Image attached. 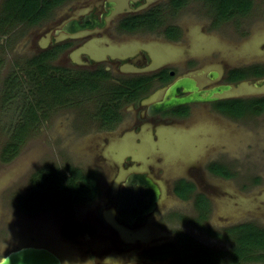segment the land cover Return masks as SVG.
Masks as SVG:
<instances>
[{
	"label": "rangeland",
	"instance_id": "obj_1",
	"mask_svg": "<svg viewBox=\"0 0 264 264\" xmlns=\"http://www.w3.org/2000/svg\"><path fill=\"white\" fill-rule=\"evenodd\" d=\"M78 1H68L63 10L69 16L73 15L70 6L77 7ZM2 2L3 0H0V18L3 14ZM208 6L213 4L205 6L204 0H190L177 17V21L182 20V25L189 27L200 25L206 18L204 15ZM58 11L59 8L35 27L21 22L9 25L0 22V259L17 247L38 245L61 254L65 264H96V261H101L98 256L105 255L100 252V245L102 250L109 247L110 251L117 255L116 248L119 249V246L116 244H120L117 235L112 234L108 227L98 225V208L94 207L95 204L93 208L89 204L93 200H89L88 204L83 203L85 206H80L82 203L67 205L58 199V169L63 173H68L67 167H80L83 171L93 170L103 188L118 176V170L122 169V166L118 169V163L126 152L119 148H109L108 151L107 144L103 143L108 134L106 129L101 127L104 121L100 104L106 101L110 106L116 107L114 101L105 100V84L94 86L89 95L77 94L70 105L52 101L51 95L48 94L51 92L47 93V88L45 90L43 86L37 90L35 78L31 76L34 69L30 63L43 51V47H52L53 37L58 39ZM163 17L165 21L170 19L167 13L163 14ZM230 22L223 28L231 26ZM235 22L245 31L253 24L257 27L261 25L259 30L264 31V0H254L250 14L236 17ZM78 42L73 41V44L80 45ZM258 44L256 37L244 42L240 49L242 52L239 50V53L261 55L262 50L258 49ZM49 61L52 67H58L59 63L67 66L73 63L77 66L78 63L84 62L82 55L76 52L64 53L59 57L57 55ZM49 71L58 74V71L52 68ZM13 78L16 79L14 82ZM55 88V96L58 97V87ZM128 102L118 101V107L124 108L122 123L126 120L133 123L132 115L136 111ZM28 109L35 111L34 121H27V116L31 114ZM202 109L188 121L173 123L174 128L158 127L160 130L157 133L161 141H170L172 145L166 148L165 152L158 154L155 151L147 155L148 158L163 169L162 177L165 179L169 177L167 173L174 176L186 165L187 172L198 174L199 188L206 190L214 204V211L208 222L213 228L219 229L226 224L249 219L264 225V111L258 115L234 119L207 108ZM19 128H24L23 142L19 143L13 155L4 154L3 148L13 140V135L20 134ZM145 128L141 137L145 136L149 140L153 135L149 126L145 125ZM117 133L111 138L112 142L118 141L122 136ZM123 138L125 140L126 135ZM134 143L132 141V144ZM142 151L140 150L141 154ZM165 153L173 160H165L169 163L155 162L160 161L158 156H164ZM101 155L106 158L103 159ZM210 159L226 163L235 172V177L224 180L208 173L203 164ZM145 166L146 162L143 164V167ZM191 166L199 167L194 171L190 169ZM145 168L155 173L156 168L151 163ZM255 177H258L257 183L253 182ZM52 180L56 181L55 190H51ZM160 181L163 183L162 178ZM162 211L175 212L185 217L195 214L190 202L177 201L170 196ZM161 217L160 225L157 222H150L148 225V234L151 237L170 235L172 229H182L197 242L212 249L226 251L232 245L231 241L221 242L214 239L204 230L197 229L178 217L163 218L165 214ZM72 222L77 223L79 229L70 230L69 236L64 235L63 229H72L69 227ZM90 223L96 224L94 232L95 238H98L93 244V254L88 247L89 235L86 236L83 229ZM90 237L93 238L94 235ZM129 247L130 250L138 249L135 245ZM135 258L138 261L134 263L132 261H135ZM142 259L144 258L141 254L126 260L118 256L109 258L112 264H145ZM149 264L170 262L168 260ZM244 264L264 262L253 261Z\"/></svg>",
	"mask_w": 264,
	"mask_h": 264
},
{
	"label": "flooded vegetation",
	"instance_id": "obj_2",
	"mask_svg": "<svg viewBox=\"0 0 264 264\" xmlns=\"http://www.w3.org/2000/svg\"><path fill=\"white\" fill-rule=\"evenodd\" d=\"M163 1L79 0L77 7L76 5L70 6V9L73 10V15L71 16L63 10L65 3L58 7V14L60 13L58 16V39L52 38V47L51 45L46 49L43 47V51L57 47L58 57L61 54L70 52L82 55L84 62L78 63L77 66L73 65V61L71 66H67L64 63H59L58 66L71 68L76 71L105 72L104 76L97 75L94 78L92 77V79L98 84L106 85L107 96L109 95L119 100H128V103L133 106L132 109L136 111L132 115L133 123H128L127 120L122 123L124 120L123 106L117 107L120 118L114 124L105 122L103 118L104 122L101 123V127L106 129L105 132L108 134L103 141V143L107 144L106 150L109 151V148L116 149L122 146L119 150L122 149L123 152H126V155L120 159V164L118 163V169L122 166V169L118 170L116 174L118 176L108 183L107 186L105 185V187L101 188L102 185L100 186L99 179L96 178L98 195L89 204L92 208L93 204L96 205L94 207L98 208L97 214L99 216L97 217L100 221L98 225L102 224L104 228L105 226L108 227L112 234L117 235L120 244L135 245L138 249L130 250L129 246L116 244L119 246V249L116 248L118 251L116 255V253L110 251L109 247L106 250H102V245H100V252L102 251V254L105 255L98 256L101 261H96V264H112L109 260L112 256H118L126 260L129 257H136L137 254L142 255L144 258L142 260L145 264L168 260L170 264H173L172 257L153 260L146 254V251L159 245L176 243L178 239L177 232H181L191 238L193 237L182 229H172L169 233L170 235L151 237L148 234V225L150 222H157L160 225L162 214H165L163 218L178 217L197 229L203 230L201 227L203 225L219 233H223L224 228L246 222H253L260 227H264L263 223L249 219L232 222L221 226L219 229L213 228L208 222L213 214L214 204L206 190L199 188L197 184L199 181L198 174L196 172H187L185 167L188 166L186 165L183 169L184 172L181 170L180 173L174 174V176L167 173L169 177L165 179L162 177V174H164L163 169L155 165L156 163L154 164L147 156L155 151L158 154L159 152H165L164 150L172 145L170 141H161L157 133L160 130L158 127L174 128L173 123L192 119L191 117L195 113L202 111V108H207L215 113L229 117L230 115L218 108V103L230 99L264 97V90H259L258 87V84L264 81V31H260L259 28H262V26L257 27L256 24L251 25L249 30L245 31L242 26H238L235 22L236 17H245L250 14L254 7V0H248L250 7L246 13L227 14L225 16L218 14L220 10L215 7L218 3L217 0H204L205 6L215 3L211 7H206L207 11L204 15L206 18H204L203 23L192 27L182 25V20L177 21V17L190 0H181L182 4L178 7L171 5L169 3L170 0ZM165 13L170 17L167 21L163 17ZM75 22L80 26L84 25L85 28L77 29L74 32L70 31L76 25ZM229 22L231 26L223 28ZM40 24L42 23L33 26ZM92 25L94 26L91 27ZM255 37L257 42H259L258 49L262 50L261 55L240 54L239 50L242 48V44ZM73 41H79L80 45H74ZM96 50L102 51L95 55L94 52ZM240 72L244 73V77L235 79ZM186 77L195 79L199 90H207L221 84H231L235 87H240L243 83H246L247 88L251 85L256 89L249 91L245 87L244 89L240 87L243 90L233 93L225 92L215 101L194 102L178 105L161 112H149L150 104L163 99L169 86L175 80ZM118 85L123 86L128 91L125 94L120 93L118 95H115L112 91H107L109 87L112 86L114 88ZM187 93L190 92L178 90L179 96L187 95ZM230 117L240 119L245 116ZM145 125L150 127L153 135L149 140L145 136L141 137L146 130ZM161 129L164 128L162 127ZM117 132L121 133L122 136L119 137L118 141L112 142L111 138L116 136ZM125 135L126 138L124 140L123 137ZM132 141L135 143L132 144ZM140 150H143V155ZM101 156L103 159L106 158V156ZM158 157H160V161L155 162L171 159L167 153ZM144 161L147 166L151 163L156 168L154 169L155 173L146 170L145 167L147 166L143 167ZM214 163L224 165L232 173V176L224 177L212 172L209 166ZM203 166L208 173L215 177L224 180H231L235 177V172L226 163L218 159H210L204 162ZM198 167L191 166L190 169L196 171L195 169H198ZM91 171L93 172V170H85L84 172ZM67 172V175H70V171L68 170ZM138 176L150 178L161 191V204L154 211H143V207L149 202L151 192L147 190L145 184L137 179ZM161 178L163 183L160 181ZM256 179L258 177L253 178L254 183H257L255 182ZM187 183L192 184L193 187L187 192V196L182 198L177 191L179 188H184V184ZM164 184L167 186L165 187ZM199 195L205 197L208 201L209 212L203 220L201 219L202 215H200L201 210L198 209L196 204ZM169 196L177 201L190 202L195 214L192 217H185L175 212L168 211L165 213L166 211H162V207ZM82 205L85 206V204L80 206ZM195 219L201 221V226L194 221ZM74 226H78V224L72 222L69 225L72 229L68 230L74 231L79 228L78 226L74 229ZM94 226L96 224L90 223L83 227L85 235H89L87 236L89 237L87 239L88 247L92 254L95 250L93 248L94 241L98 240V238H95ZM80 229L82 228L80 227ZM204 231L208 234L206 230ZM91 235H94V237H90ZM209 236L217 239L211 235ZM149 237L152 242H150ZM219 241L227 242L231 240L223 239ZM136 261L138 260L135 258V261L132 262L135 263Z\"/></svg>",
	"mask_w": 264,
	"mask_h": 264
},
{
	"label": "trees",
	"instance_id": "obj_3",
	"mask_svg": "<svg viewBox=\"0 0 264 264\" xmlns=\"http://www.w3.org/2000/svg\"><path fill=\"white\" fill-rule=\"evenodd\" d=\"M69 0H3V14L0 18L6 24H14L15 22L25 23L33 26L48 19V17L59 6L64 5ZM215 7L220 10L218 14L225 16L227 14L234 15L235 13H246L250 7L248 0H217ZM171 5L178 7L182 4L181 0H170ZM215 3V2H214ZM212 3V4H214ZM57 47L42 51L35 56L30 63L33 67L34 74H31L35 79V85L39 91L40 87L47 88V93L51 95L52 101H58L65 105H70L74 102L77 94L89 95L94 89V86L99 84L92 77L97 75H105L103 71L89 72L76 71L64 67H56L49 63L50 59L56 56ZM49 68H48V67ZM58 71V74H53L50 69ZM244 73H239L235 79L243 78ZM16 79L13 78L12 82ZM54 85V87H52ZM58 87V97L56 90ZM135 87V85H134ZM53 90L54 93H53ZM108 91H112L115 95L126 93L128 90L123 86L109 87ZM56 97L55 100L53 98ZM105 98L108 102H113L116 107H112L106 101L101 102V111L105 122L114 124L119 120V112H117L118 101L115 97ZM218 108L233 117L246 116L247 114H261L264 110V97L253 99H230L217 104ZM31 109H35L30 106ZM29 110V109H28ZM27 116V121H34L35 111ZM24 129V128H23ZM19 128V133L13 135V140L6 144L2 152L9 156L16 152L19 143L23 142L24 132ZM22 130V131H21ZM19 136L18 138H16ZM11 153V154H10ZM12 154V155H13ZM210 170L215 174L224 177H231L232 173L224 166L218 163L211 164ZM70 175L60 172L58 169V199H61L65 204L71 203H87L93 200L98 195V183L94 172H84L76 167H67ZM49 177H51L49 175ZM53 178V177H52ZM258 179L255 180L257 182ZM51 190L56 189V181L52 180ZM184 188L178 189L180 197L185 198L187 192L192 189V184H184ZM207 199L199 195L197 197V207L201 210V219L207 217L209 212ZM197 224L201 226V221L195 219ZM78 226H74L76 229ZM203 230L219 240L228 239L232 241V245L228 251H221L209 248L195 241L193 238L177 232L178 239L176 243H168L153 247L146 251V254L155 259H164L172 257L173 264H244L246 262H264V227H260L253 222H246L237 226L224 228L223 233H219L210 227L201 226ZM79 228L76 229V231ZM66 236L70 235L68 229H63Z\"/></svg>",
	"mask_w": 264,
	"mask_h": 264
},
{
	"label": "water",
	"instance_id": "obj_4",
	"mask_svg": "<svg viewBox=\"0 0 264 264\" xmlns=\"http://www.w3.org/2000/svg\"><path fill=\"white\" fill-rule=\"evenodd\" d=\"M75 26L70 31L77 29H84V25H78L75 22ZM92 25L91 27H93ZM88 27V26H86ZM102 50H96L95 55L100 53ZM240 87L247 88L246 83H243ZM239 86L235 87L231 84H221L207 90H199L196 80L190 77L180 78L175 80L168 88L166 95L163 99L155 101L150 104L149 112L156 113L164 110L171 109L178 105L189 104L194 102H210L220 98L225 92H239ZM259 90H264V81L258 84ZM249 91L255 90L256 88L251 86L247 88ZM178 90L182 92H190L187 95L179 96ZM126 146V145H125ZM123 146V147H125ZM122 146H119V148ZM137 179L147 186V190L151 192L149 202L143 207V211L149 212L154 211L161 204L162 194L159 187L150 179L145 176H138ZM0 261L3 264H65L64 258L61 254L54 250L38 245H23L9 251L4 255Z\"/></svg>",
	"mask_w": 264,
	"mask_h": 264
},
{
	"label": "snow or ice",
	"instance_id": "obj_5",
	"mask_svg": "<svg viewBox=\"0 0 264 264\" xmlns=\"http://www.w3.org/2000/svg\"><path fill=\"white\" fill-rule=\"evenodd\" d=\"M0 264H3V262H2V261H0Z\"/></svg>",
	"mask_w": 264,
	"mask_h": 264
}]
</instances>
